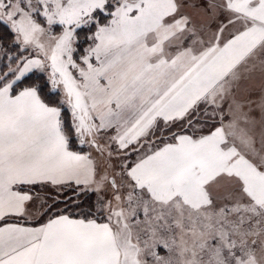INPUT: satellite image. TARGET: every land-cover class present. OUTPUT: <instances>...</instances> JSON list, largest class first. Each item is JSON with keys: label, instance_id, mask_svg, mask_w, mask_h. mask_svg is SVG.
<instances>
[{"label": "snow or ice", "instance_id": "6c2138e0", "mask_svg": "<svg viewBox=\"0 0 264 264\" xmlns=\"http://www.w3.org/2000/svg\"><path fill=\"white\" fill-rule=\"evenodd\" d=\"M0 264H264V0H0Z\"/></svg>", "mask_w": 264, "mask_h": 264}, {"label": "trees", "instance_id": "16d2710c", "mask_svg": "<svg viewBox=\"0 0 264 264\" xmlns=\"http://www.w3.org/2000/svg\"><path fill=\"white\" fill-rule=\"evenodd\" d=\"M0 31H3V28L2 27H0Z\"/></svg>", "mask_w": 264, "mask_h": 264}]
</instances>
